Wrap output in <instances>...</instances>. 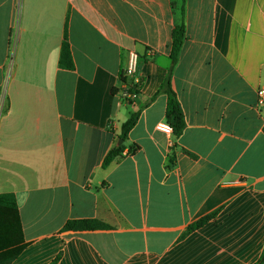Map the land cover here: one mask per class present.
Instances as JSON below:
<instances>
[{"label":"crops","instance_id":"obj_1","mask_svg":"<svg viewBox=\"0 0 264 264\" xmlns=\"http://www.w3.org/2000/svg\"><path fill=\"white\" fill-rule=\"evenodd\" d=\"M67 23L74 70L59 65ZM183 23L173 87L186 128L169 137L157 93ZM129 51L138 73L124 83ZM0 86V194L15 195L26 245L11 264L258 262L264 0H0ZM89 219L110 228L64 229Z\"/></svg>","mask_w":264,"mask_h":264},{"label":"trees","instance_id":"obj_2","mask_svg":"<svg viewBox=\"0 0 264 264\" xmlns=\"http://www.w3.org/2000/svg\"><path fill=\"white\" fill-rule=\"evenodd\" d=\"M172 50L170 52V58L172 65L170 68L169 76L162 83L157 95L164 94L168 97V106L166 111L167 123H169L173 129V136L180 137L186 128L185 115L181 108V103L173 87V72L174 67L177 64L182 52L184 42L186 40V28L185 24L177 25L172 32ZM59 65L63 69L74 70L75 63L72 56L71 45L68 38V23L65 28L64 42L61 48ZM121 80L125 83L126 77L124 73L121 74ZM139 86L132 87L129 93H139ZM1 86H0V102H1ZM156 95V96H157ZM155 99V98H154ZM153 99V100H154ZM126 101L130 99L126 98ZM140 113H131L126 122L123 123L122 132L119 136V141L122 139L123 143L118 144L109 152L103 162V167H109V165L116 159L121 158L124 155L126 146L124 142L128 139L129 133L136 127L139 121ZM135 146H132V149ZM136 149V148H135ZM219 214V211L213 212L207 215L197 222L189 226L184 234L189 236L196 230L202 228L213 217ZM110 227L106 223L96 220H71L65 225L66 231H87L96 229H109ZM23 227L17 199L14 194H0V264H11L25 249ZM58 259L53 263L56 264ZM256 264H264V250Z\"/></svg>","mask_w":264,"mask_h":264},{"label":"built area","instance_id":"obj_3","mask_svg":"<svg viewBox=\"0 0 264 264\" xmlns=\"http://www.w3.org/2000/svg\"><path fill=\"white\" fill-rule=\"evenodd\" d=\"M128 54H129L128 55V64H127L126 68L123 71L124 76L126 78L132 77L135 74H137L138 73V65H139V56H138L137 52L136 51H129ZM128 97L130 99H134L135 97H137V94L136 93H129L128 94ZM259 97H260L259 98V104L262 107H264V90L263 89L259 91ZM156 128H157L158 131H161L162 134H164V135H167L169 137H172L173 136L174 129L166 121L159 122L157 124Z\"/></svg>","mask_w":264,"mask_h":264},{"label":"water","instance_id":"obj_4","mask_svg":"<svg viewBox=\"0 0 264 264\" xmlns=\"http://www.w3.org/2000/svg\"><path fill=\"white\" fill-rule=\"evenodd\" d=\"M123 143V140L121 139L120 141H119V144H122Z\"/></svg>","mask_w":264,"mask_h":264},{"label":"clouds","instance_id":"obj_5","mask_svg":"<svg viewBox=\"0 0 264 264\" xmlns=\"http://www.w3.org/2000/svg\"><path fill=\"white\" fill-rule=\"evenodd\" d=\"M167 127V126H166Z\"/></svg>","mask_w":264,"mask_h":264}]
</instances>
